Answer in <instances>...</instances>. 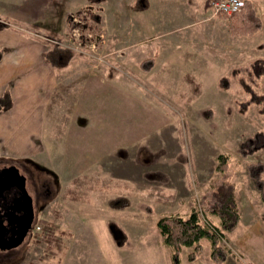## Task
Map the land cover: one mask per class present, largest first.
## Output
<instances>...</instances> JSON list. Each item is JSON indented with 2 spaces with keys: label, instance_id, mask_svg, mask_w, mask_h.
I'll return each mask as SVG.
<instances>
[{
  "label": "rangeland",
  "instance_id": "obj_1",
  "mask_svg": "<svg viewBox=\"0 0 264 264\" xmlns=\"http://www.w3.org/2000/svg\"><path fill=\"white\" fill-rule=\"evenodd\" d=\"M150 1L0 0V17L18 19L16 28L29 34V39H41L52 56L62 54L65 63L59 64L69 66L60 68L58 76L66 79V94L72 93L69 82L73 84L77 77L84 82L90 72L105 80V93L117 98L113 95V118L99 114L104 103L91 96L81 104L98 118L85 116L83 126L99 123L101 127L109 120L123 135V143L113 146L96 135L92 138L98 143L87 147L75 143L83 135L75 134L76 118L71 112L48 120L49 131L56 133L50 138L54 142L42 146L39 141L32 154L48 172L35 170L30 159L13 160L24 173L29 170L36 232L31 240L27 237L12 243L9 251L0 250V264H87L90 260L92 264H172L157 222L164 215L188 216L193 208L199 209L210 183L221 175L220 154L230 156L231 180L242 214L230 240L222 241L228 252L223 264L257 262L247 236L252 225L264 224V204L248 165L264 163V150L242 157L238 148L264 131V113L257 106L242 112L241 103L250 95L238 81L232 80L225 89L220 80L235 67L262 57L249 42L259 40L233 36L229 17L212 11L219 26L206 22L210 13L197 22L195 0H152L149 11L136 13ZM259 14L264 22V14ZM71 15L88 27L73 22ZM191 20L193 24H187ZM138 30L152 36L161 33L162 38L143 39ZM160 52L155 75H142L153 69ZM151 59L153 67L143 70L141 63ZM260 83L255 91L264 94V77ZM105 113L109 117L108 109ZM45 189L50 192L43 199ZM120 196L128 198L130 206L111 209L108 201ZM146 207H151V214ZM201 217L219 225L215 216L203 213ZM110 221L127 234L126 239L116 233L114 240L107 226ZM201 243L203 251L194 262L187 259L193 248L183 249L181 264H215L209 242Z\"/></svg>",
  "mask_w": 264,
  "mask_h": 264
},
{
  "label": "crops",
  "instance_id": "obj_2",
  "mask_svg": "<svg viewBox=\"0 0 264 264\" xmlns=\"http://www.w3.org/2000/svg\"><path fill=\"white\" fill-rule=\"evenodd\" d=\"M137 1L134 0L133 3L136 4ZM195 1L197 3L194 5V10L200 15L197 22L203 20V16L205 18L210 13L211 17L206 22H213L216 26H219L220 22L215 20L216 18H214L215 16L211 12V3L214 0ZM250 1L253 3L258 14L259 11L264 14V0ZM150 2L143 4L136 13L141 15L149 11L154 6L152 0ZM181 4H184V2L181 1ZM132 6L134 8V5ZM131 11V13L135 12L134 9H131ZM158 18L160 19V16ZM8 20L13 21V25L9 24V27L0 30V97L8 94L12 105L8 110L0 111V166L13 164V160L21 161L29 159L38 165L39 163L33 159L34 156L32 155L39 146L38 142L40 141V145L42 146L49 144V142L53 143L54 140L50 138H54L52 135H56L55 132L49 131L48 120L54 119L56 114H58V118H63L67 115L66 112H71L72 117L76 118L75 124L77 126L74 125L75 134L83 135V137L78 138L79 140H74L75 143L89 147L93 142L98 143L96 138H92L96 135L103 138L106 137L108 145L111 146L115 143H123V135H120V131L114 129L110 123L108 124L109 120H106L104 126L101 127H99V123L83 126L85 116L86 118H98L96 114L95 116H93L94 114H89L92 110L89 108L84 109L85 107L81 104L83 100L90 99L91 96L94 97L96 102L104 103L99 107L101 109L99 114L111 120L113 118L114 111L111 104L113 102V95L115 98L116 96L114 93L108 95L105 93V80L96 78L97 75L93 76L90 72L89 79L84 80V82L78 77L74 79V85L70 84L73 81L69 82L68 85L72 89V93L66 94V79L59 78L58 76L61 69L69 66L68 63L59 64L65 63L61 60L62 54L54 55L53 59L55 62L48 61L46 55L50 53V50L45 48L43 41L39 38H34L35 40L29 39V34L17 29V24L20 23L18 19L10 16L0 17V22H9ZM151 20L160 21L154 18ZM193 22L191 20L187 24H193ZM148 33L142 34L141 30H138V34L143 39L148 37L162 38L161 33L153 36L148 35ZM256 37L259 41L252 39L249 42L253 49L255 48L261 52L258 56L264 57V22L262 30L253 36V38ZM254 41L255 43H253ZM255 49L253 51L257 52ZM160 59L161 52L153 69L148 73L141 74L144 76L155 75ZM121 86L124 89L126 85ZM85 87H87V90ZM95 108L97 106H93L92 109ZM107 109L109 117L105 113ZM89 110L91 111L87 112ZM101 124L103 125V122ZM53 128L55 129V127ZM61 133L62 131H57V134L61 135ZM65 134H69V132ZM61 149L64 150L61 147L57 150ZM49 169L50 171L53 170ZM249 230L250 233L247 237H250L252 252L257 254V262L254 261V264H264V248L261 246L264 237L261 234L264 232V224H254ZM91 262L90 260L87 264H92Z\"/></svg>",
  "mask_w": 264,
  "mask_h": 264
},
{
  "label": "trees",
  "instance_id": "obj_3",
  "mask_svg": "<svg viewBox=\"0 0 264 264\" xmlns=\"http://www.w3.org/2000/svg\"><path fill=\"white\" fill-rule=\"evenodd\" d=\"M220 16L224 17L225 15L221 14ZM228 19L230 22L229 30L233 36L252 37L263 28L262 19L256 13V9L250 0H245L241 10ZM5 22H0V30L9 27L13 21ZM56 47L57 49L61 48L58 44ZM53 56L47 54L46 58L48 61H53ZM153 65L154 59L145 60L141 63V68L150 70ZM263 77L264 58L260 57L248 64L235 67L230 76H225L220 80V85L222 88L228 89L232 80L238 81L250 95L248 100L241 103V107L245 109L242 112H246L251 106H257L264 113V94L259 93L258 90L255 91L256 88L259 89ZM11 105L12 102L8 94L0 97V111L10 109ZM261 150H264V131L247 138L238 148L239 155L242 157L252 156ZM229 160L228 154L218 156L217 169L221 175L210 183L205 197L198 204V210L193 208L188 216L175 213L159 218L157 227L164 244L171 250L172 264H181V253L185 248H193L187 259L189 262H194L203 251L202 240L209 242L210 259L215 264L226 262L228 252L222 245V241L230 240V234L238 228L242 216L236 198V186L231 180ZM248 174L264 204V163L249 164ZM108 204L113 209L123 210L128 208L131 203L128 198L120 196L110 199ZM145 211L152 213L151 207H146ZM203 213L217 217L219 225L212 224L207 218L201 217ZM108 228L113 238L116 233L118 238L122 240L127 238L126 233L117 223L108 222ZM117 244L121 245L118 241Z\"/></svg>",
  "mask_w": 264,
  "mask_h": 264
},
{
  "label": "flooded vegetation",
  "instance_id": "obj_4",
  "mask_svg": "<svg viewBox=\"0 0 264 264\" xmlns=\"http://www.w3.org/2000/svg\"><path fill=\"white\" fill-rule=\"evenodd\" d=\"M84 16H86V13ZM77 17L83 18L80 14ZM79 23L83 24L82 20H79ZM87 27V24L84 23L83 28L86 29ZM30 163L36 167L35 170L48 172L42 169L40 165L34 162ZM12 167L17 168L18 173ZM21 167L16 161H13V164L0 167V250H11V244L18 241L19 233L22 230L27 232L23 240L27 239V237H30L31 240L36 232L37 221L34 199L29 194L27 186L29 170L24 173ZM21 176L25 177V186H23ZM44 191V196L39 194L43 199L50 192L46 189Z\"/></svg>",
  "mask_w": 264,
  "mask_h": 264
},
{
  "label": "built area",
  "instance_id": "obj_5",
  "mask_svg": "<svg viewBox=\"0 0 264 264\" xmlns=\"http://www.w3.org/2000/svg\"><path fill=\"white\" fill-rule=\"evenodd\" d=\"M244 6L243 0H215L212 2V9L214 15L223 14L226 16H232L236 12L240 11ZM73 22H78V18L72 15Z\"/></svg>",
  "mask_w": 264,
  "mask_h": 264
},
{
  "label": "water",
  "instance_id": "obj_6",
  "mask_svg": "<svg viewBox=\"0 0 264 264\" xmlns=\"http://www.w3.org/2000/svg\"><path fill=\"white\" fill-rule=\"evenodd\" d=\"M13 168V167H12ZM14 169V171L16 172V173H18V169L17 168H13ZM21 178H22V181H23V186H25V177L24 176H21ZM26 231L25 230H22L20 233H19V239H18V241L16 242V243H19L20 241L22 242V240L25 238V236H26Z\"/></svg>",
  "mask_w": 264,
  "mask_h": 264
}]
</instances>
